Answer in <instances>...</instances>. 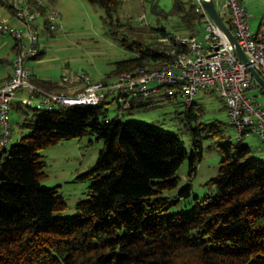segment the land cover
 Here are the masks:
<instances>
[{
	"label": "trees",
	"instance_id": "trees-1",
	"mask_svg": "<svg viewBox=\"0 0 264 264\" xmlns=\"http://www.w3.org/2000/svg\"><path fill=\"white\" fill-rule=\"evenodd\" d=\"M89 1L104 7L105 20L111 22L121 5V0ZM34 4L45 15L41 26L49 28V5ZM175 6L181 29H149L151 40L135 41L138 52L118 61L117 76L167 66L171 57L164 51L187 50L175 44V33L200 35L201 13L192 1L176 0ZM10 10L14 18L12 3ZM135 30L142 37L148 31ZM31 79L46 91H75L36 74ZM164 92L169 100L181 98L165 86L155 94ZM183 102L193 131L191 151L178 133L109 117L107 99L98 105L46 108L26 119L22 124L29 132L10 150L0 151V264H264V160L253 155L244 137L220 141L225 123L205 122L204 106ZM119 110L123 113V102ZM86 135L104 144L96 164L79 176L91 181L89 198L78 202L76 214L65 216L68 203L59 185L43 183L47 161L41 150ZM205 136L217 139L223 157L218 173L190 209L169 213L170 197L162 193L178 186L177 173L187 158L191 175L196 174ZM182 193L190 195L192 186Z\"/></svg>",
	"mask_w": 264,
	"mask_h": 264
},
{
	"label": "rangeland",
	"instance_id": "rangeland-1",
	"mask_svg": "<svg viewBox=\"0 0 264 264\" xmlns=\"http://www.w3.org/2000/svg\"><path fill=\"white\" fill-rule=\"evenodd\" d=\"M2 1L7 6L3 5ZM175 1L121 0V5L111 22L105 20L104 7L94 5L89 0H55L53 5H49V9L54 7L61 13L60 26L54 32L46 26L40 27L42 31L40 42L44 45L45 52L40 57L28 59L26 67L39 77L59 83L63 81L65 75H81L94 81H116L118 76L115 71L118 61L130 58L138 52L135 43L137 39L151 40L149 29L164 27L170 32L181 29L182 16L175 9ZM184 1L190 3V0ZM244 2L250 11V27L252 31L257 32L260 26L264 25V0H244ZM11 3L12 0H0V21L9 19L14 22L10 12ZM137 27H144L148 31L143 37L139 36L135 30ZM202 36L201 31L200 37ZM15 46V37L10 34H0V78L11 70V61L15 60L17 53ZM22 90L24 92V89L19 92L21 93ZM24 95L28 97L27 93ZM251 95L264 106V92L259 84L251 90ZM20 97L21 100L17 99L13 104L12 133L8 150L20 140L22 135L29 132L22 123L26 119L36 118L35 112L46 109V104H43L39 98L34 100L22 98L21 94ZM156 97L154 102H150L153 101L150 96L131 95L126 107L123 103V113H121L118 98L109 94L108 115L111 118L119 115L127 121H140L178 133L185 141L187 149L191 151L193 131L187 125L185 114L187 108L182 97L179 100H169L165 92L161 95L157 94ZM135 100L134 106L129 108ZM194 100L204 106V113L201 115L203 121L220 120L225 123L223 125L225 138L220 141L231 139L236 142L242 139L243 136L231 124L227 103L219 92L201 90ZM1 127L0 124V131ZM216 140L205 136L204 157L196 174L191 175L189 158H187L177 173L178 186L162 193L170 197L169 213L190 209L196 195L203 197L207 193L206 183L218 173L223 158L215 145ZM243 140L251 145L255 157L264 160V142L257 134L247 133ZM103 144L104 141L98 139L96 135H86L66 139L41 150L47 161V176L43 179V183L49 187L59 185L68 203V209L63 215L76 214L78 202L89 198L91 181H82L79 176L96 164ZM188 186H192L190 195L182 193Z\"/></svg>",
	"mask_w": 264,
	"mask_h": 264
},
{
	"label": "built area",
	"instance_id": "built-area-1",
	"mask_svg": "<svg viewBox=\"0 0 264 264\" xmlns=\"http://www.w3.org/2000/svg\"><path fill=\"white\" fill-rule=\"evenodd\" d=\"M191 1L201 13L198 22L203 36L201 38L200 35L175 33V44L186 46L187 50L173 48L164 51L166 56L171 57L169 65L124 71L112 82L94 81L81 75H65L61 83L77 88L72 93H57L36 85L26 67L27 60L37 57L41 52L40 27L45 15L34 6L33 0H12L14 22L6 19L0 21V34L12 35L17 45L13 72L0 86V123L3 127L1 150L8 147L10 141L13 102L21 89L28 91V99L39 98L50 110L59 105H98L109 94L117 97L126 107L129 95L151 96L161 91L163 86L168 88L169 94L180 95L189 103L194 101L201 90L215 91L225 99L231 124L241 136L253 132L264 142V106L251 95V90L258 85L257 80L248 64L237 54L228 35L208 12L206 0ZM214 1L249 56L251 65L264 71V29L252 31L250 11L244 0ZM47 17L49 30H58L61 13L52 7L48 10Z\"/></svg>",
	"mask_w": 264,
	"mask_h": 264
},
{
	"label": "water",
	"instance_id": "water-1",
	"mask_svg": "<svg viewBox=\"0 0 264 264\" xmlns=\"http://www.w3.org/2000/svg\"><path fill=\"white\" fill-rule=\"evenodd\" d=\"M205 6H206L208 12L210 13V15L212 16V18L222 28V30L228 35V37L230 38L231 42L235 45L237 54L242 58V60L246 64H248L249 70L251 71V73L253 74V76L257 80V82L261 86L264 87V76L262 75V73L257 68H255L253 65H251L249 56L247 55L245 50L239 44L238 39L235 36V34H234L233 30L231 29V27L226 23V21L224 20V18L220 14V12H219L216 4H215V1L214 0H206L205 1Z\"/></svg>",
	"mask_w": 264,
	"mask_h": 264
},
{
	"label": "crops",
	"instance_id": "crops-1",
	"mask_svg": "<svg viewBox=\"0 0 264 264\" xmlns=\"http://www.w3.org/2000/svg\"><path fill=\"white\" fill-rule=\"evenodd\" d=\"M43 2L45 3V4H47V5H53L54 4V2H55V0H43ZM2 4L3 5H5V6H7V4L4 2V1H2ZM11 12V14H12V11H10ZM11 17H13V15H11ZM6 20H9V19H6ZM261 29H264V25L263 26H261L258 30H261ZM41 53L43 52H45L44 51V45L41 43ZM43 49V50H42ZM16 50V49H15ZM17 51V50H16ZM42 53V54H43ZM12 65H13V62L11 61V66H10V72L6 75V76H3L2 78H0V81H4V80H6L11 74H12ZM28 69V68H27ZM29 70V69H28ZM30 71V70H29ZM31 74H35V73H33V72H30ZM37 75V74H36ZM38 76V75H37ZM41 78H43V77H41ZM44 79H46V78H44ZM53 81V80H52ZM71 89H76L77 88V86L76 87H70ZM20 93V92H19ZM18 93V97L15 99V101H17V99L18 100H21V97H20V94L22 95V98H24V97H27L26 95H24L25 93H27L28 94V91L27 90H25L24 89V92H23V90L21 91V93L19 94ZM28 97H29V94H28ZM27 97V98H28ZM14 101V102H15ZM14 102H13V104H14ZM1 124V123H0ZM2 133H3V128L1 127V131H0V138H1V135H2Z\"/></svg>",
	"mask_w": 264,
	"mask_h": 264
},
{
	"label": "clouds",
	"instance_id": "clouds-1",
	"mask_svg": "<svg viewBox=\"0 0 264 264\" xmlns=\"http://www.w3.org/2000/svg\"><path fill=\"white\" fill-rule=\"evenodd\" d=\"M259 84V83H258ZM243 138V137H242Z\"/></svg>",
	"mask_w": 264,
	"mask_h": 264
},
{
	"label": "bare ground",
	"instance_id": "bare-ground-1",
	"mask_svg": "<svg viewBox=\"0 0 264 264\" xmlns=\"http://www.w3.org/2000/svg\"><path fill=\"white\" fill-rule=\"evenodd\" d=\"M261 72V71H260Z\"/></svg>",
	"mask_w": 264,
	"mask_h": 264
}]
</instances>
